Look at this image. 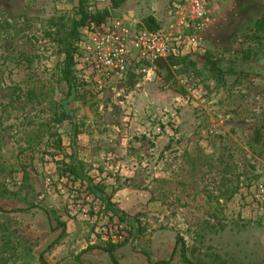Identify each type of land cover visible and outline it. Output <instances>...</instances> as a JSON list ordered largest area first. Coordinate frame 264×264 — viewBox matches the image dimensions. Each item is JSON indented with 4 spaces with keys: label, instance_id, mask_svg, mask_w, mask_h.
I'll return each instance as SVG.
<instances>
[{
    "label": "rangeland",
    "instance_id": "obj_1",
    "mask_svg": "<svg viewBox=\"0 0 264 264\" xmlns=\"http://www.w3.org/2000/svg\"><path fill=\"white\" fill-rule=\"evenodd\" d=\"M171 2L123 0L110 9L109 18H135L146 26L143 18L152 16L164 27L173 17ZM76 6L77 0H0V14L11 25L22 21L18 16L28 19L21 26L25 33L16 34L10 28L0 40V102L4 104L0 163L7 168L5 181L11 187L27 173L35 201L54 209L65 224L64 235L50 247L61 228L52 231L55 223L42 210L0 212V223H11L5 231L0 230V264H39L40 253L49 264H77V254L83 264H110L106 253L86 249L106 241L95 233L94 221L70 213L57 185L78 196L81 190H93L105 211L112 208L124 215L132 238L115 251L120 264L167 259L176 234L184 238L195 264H264V160L253 155L246 144L249 124L264 112V44H244L256 53L245 61L232 53L235 36L262 14L264 0H210V23L199 33L192 50H211L223 58L224 68L260 76L235 84L234 77L228 75L225 83L218 85L212 79L173 69L175 82L165 83L163 75L156 74L149 64L153 69L149 77L134 73L130 79L127 76L97 91L77 74L82 81L80 90L87 92L84 101L70 103L81 129L75 155H71L65 133L72 128L67 122L60 126L61 153L44 145L30 151L24 143V133L31 127L28 122L48 120V105L28 103L24 94L17 99L14 90L24 92L46 83L55 89L58 100L68 99L64 83L58 81L57 60L45 33L52 24L68 22ZM89 6L103 8L94 0H89ZM24 56L32 59L29 65ZM177 100L181 105L176 121L166 123L160 113ZM156 125L162 128L160 133L154 132ZM201 155L210 165L197 162L193 168L190 162ZM63 156L65 161L82 162L79 175L69 177L79 188L58 181V176L65 175L56 170ZM219 156L232 168L224 178L222 165L216 163ZM110 164L122 171L114 172ZM96 174H105L103 182L94 181ZM0 205L14 206L7 201ZM2 234L11 238L9 245L21 237L26 239L31 250L20 249L17 258H9L2 252Z\"/></svg>",
    "mask_w": 264,
    "mask_h": 264
},
{
    "label": "trees",
    "instance_id": "obj_2",
    "mask_svg": "<svg viewBox=\"0 0 264 264\" xmlns=\"http://www.w3.org/2000/svg\"><path fill=\"white\" fill-rule=\"evenodd\" d=\"M122 1L123 0H113L111 8L114 9L118 7ZM110 9L104 7L102 9H91L89 0H77L74 16L71 17L68 22H63L60 25L52 24V28L46 29L45 34L48 37V41L51 43L52 54L57 60L58 81L64 83L66 87L65 98L68 99L63 101L58 100L54 97L55 89L46 83L28 87L24 92L17 89L14 90V97L17 99L21 98V95L24 94L28 103L33 105L46 103L48 105V113L50 114L48 120H40L36 123L28 122L31 124V127L24 133V143L28 150L31 151L40 145H44L47 149L53 148L57 153H61L64 148V143L60 126L67 122L70 123L72 128L69 131H65V133L69 138V145L72 148L71 155H75L74 148L77 137L81 133V129H79L74 110L70 108V103L71 100L84 101V93L87 92L86 90H80L82 81L75 70V59L79 52L78 43L82 38V30L103 23L109 17ZM18 18L22 19V21L11 25L10 20L2 17L0 14V40L3 37V33L7 32L10 28L14 29V33L16 34L21 35L25 33L21 26L23 25L22 22L28 21V19L23 16H18ZM143 22L146 23L148 29L156 30L159 28L158 22H156L152 16H146L143 18ZM234 42L236 43L232 51L234 58L245 61L256 54L250 47L245 48L243 45L253 43L262 46L264 44V11L250 26L242 29L235 36ZM24 57H22L24 62L29 65L32 59L28 56ZM222 60L223 58L221 56L216 55L211 50L205 49L203 51H189L184 55H168L164 58L159 57L153 61L152 65L156 74L163 75L165 83L175 82L172 66H176L175 69L181 74L194 76L196 78H209L214 80L218 85L224 84L228 75L234 77L233 83L235 84H240L242 81L250 82L255 77L260 76L258 73L243 69L237 70L232 67L224 68L222 66ZM127 76L131 78L134 76V72L129 71ZM3 113L4 104L0 102V118ZM80 125H83V122H81ZM246 144L253 155L264 160V112H259L249 124ZM64 157L65 156L61 158L56 166L59 175L78 176L80 169L83 168L82 162L72 159L65 161ZM217 159L216 163L222 165L221 171L224 178L227 173L232 171L231 165L225 163L226 161L223 162L220 156ZM197 162H201L203 165H210V160L202 155L192 160L190 165L194 168ZM6 171V166L0 163V201L10 202L14 204V206L8 209L0 205V212H4L3 214L22 212L32 207L42 210L46 217L49 220H53L55 223L52 231L61 228V232L50 244V247L55 245L64 235V222L59 219L54 209L35 201V189L33 184L29 181L27 173L24 172L21 180L14 181L13 185L9 187L5 181ZM100 189L103 191L102 187H100ZM7 219L10 218L8 217ZM10 225L11 223L9 221H3L0 223V230L5 231ZM139 232L140 234L142 233L141 228ZM175 237L174 247L167 259H161L156 262L147 261L145 264H172L174 261H179L181 264H195L188 256L184 238L180 234H176ZM1 238L4 243L2 252L8 253L9 258H17L20 249L26 250L28 253L32 248L31 244H28L29 242L24 241L26 239L22 240V237L20 240H17L18 242L15 245H9L11 238H8L7 234H2ZM121 244L123 243L99 242L97 244L88 245L86 249L99 250L106 253L109 256L110 264H120L116 258L115 251ZM17 245H21V247H17ZM143 252L148 256V251L143 250ZM38 261L39 264H49L41 253L38 256ZM75 261L77 264H83L79 254L75 256Z\"/></svg>",
    "mask_w": 264,
    "mask_h": 264
},
{
    "label": "built area",
    "instance_id": "obj_3",
    "mask_svg": "<svg viewBox=\"0 0 264 264\" xmlns=\"http://www.w3.org/2000/svg\"><path fill=\"white\" fill-rule=\"evenodd\" d=\"M210 0H172V20L156 30L148 29L135 18H107L97 26L83 30L78 43L79 52L75 59L77 74L91 88L102 91L115 82L125 79L132 71L146 74L153 72L149 64L156 58L168 55H184L192 51L199 41V33L210 23L208 3ZM100 8H111L113 0H94ZM176 66H172L175 69ZM179 100L164 107L160 117L166 123H174L177 118ZM153 118L155 115L152 116ZM154 132L160 133L161 126H154ZM114 172L122 171L117 165L108 166ZM92 171H95L94 169ZM105 174H96L94 181L103 182ZM69 175L58 176L69 186ZM49 179V178H48ZM68 201L70 213L77 218L94 221L95 233L110 243H124L130 240L129 227L124 215L115 209L105 211L99 196L93 190L76 192L57 185Z\"/></svg>",
    "mask_w": 264,
    "mask_h": 264
},
{
    "label": "crops",
    "instance_id": "obj_4",
    "mask_svg": "<svg viewBox=\"0 0 264 264\" xmlns=\"http://www.w3.org/2000/svg\"><path fill=\"white\" fill-rule=\"evenodd\" d=\"M121 163H122V161H120ZM118 164H119V162H118Z\"/></svg>",
    "mask_w": 264,
    "mask_h": 264
}]
</instances>
